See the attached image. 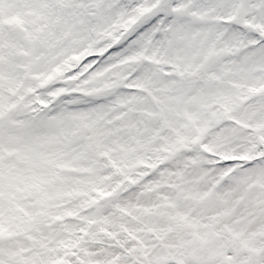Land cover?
<instances>
[{
    "label": "snow or ice",
    "instance_id": "obj_1",
    "mask_svg": "<svg viewBox=\"0 0 264 264\" xmlns=\"http://www.w3.org/2000/svg\"><path fill=\"white\" fill-rule=\"evenodd\" d=\"M0 264H264V0H0Z\"/></svg>",
    "mask_w": 264,
    "mask_h": 264
}]
</instances>
